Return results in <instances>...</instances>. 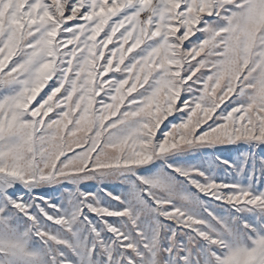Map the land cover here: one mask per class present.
<instances>
[{"label":"snow or ice","instance_id":"obj_1","mask_svg":"<svg viewBox=\"0 0 264 264\" xmlns=\"http://www.w3.org/2000/svg\"><path fill=\"white\" fill-rule=\"evenodd\" d=\"M0 264H264V0H0Z\"/></svg>","mask_w":264,"mask_h":264}]
</instances>
